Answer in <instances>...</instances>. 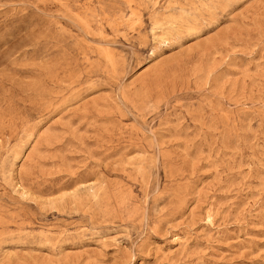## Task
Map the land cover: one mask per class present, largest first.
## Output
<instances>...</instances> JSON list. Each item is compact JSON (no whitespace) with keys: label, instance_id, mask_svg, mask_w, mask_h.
I'll return each mask as SVG.
<instances>
[{"label":"rangeland","instance_id":"1","mask_svg":"<svg viewBox=\"0 0 264 264\" xmlns=\"http://www.w3.org/2000/svg\"><path fill=\"white\" fill-rule=\"evenodd\" d=\"M0 264H264V0H0Z\"/></svg>","mask_w":264,"mask_h":264}]
</instances>
